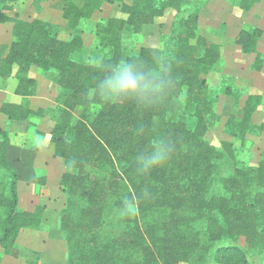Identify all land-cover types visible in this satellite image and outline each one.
Listing matches in <instances>:
<instances>
[{
    "label": "trees",
    "instance_id": "16d2710c",
    "mask_svg": "<svg viewBox=\"0 0 264 264\" xmlns=\"http://www.w3.org/2000/svg\"><path fill=\"white\" fill-rule=\"evenodd\" d=\"M0 0V25L11 24L12 40L0 61V79L14 81L19 104L3 103L0 114L16 123L51 116L53 156L63 160L60 179L67 208L62 212L61 229L67 233V264H121L120 253L138 250L140 259L122 264H249L251 253L264 250V161L249 166L237 159L239 146L258 136L261 126L253 115L261 104L258 95H249L239 121L231 115L224 132L234 142L215 148L204 140L214 121L212 96L206 76L221 56L217 43L198 36V13L185 0H72L64 3L60 18L71 33L67 41L58 38L59 25L39 18L21 20L11 3ZM45 3L50 0H36ZM261 0H239L241 11H250ZM118 4L125 19H101L93 25L97 63L74 59L84 50L81 25L91 20L104 5ZM177 13L169 32L161 41V52L140 48L125 53L122 38L126 28L142 33L162 18L166 11ZM185 13V16H182ZM257 29L240 30L235 45L242 54L255 53ZM170 62L171 85L164 100L144 106L135 101L108 103L93 91L113 65L152 60V53ZM263 58L256 54L250 68L261 71ZM57 73L58 95L51 110H32L27 98L35 95L36 81L31 69ZM97 106L93 114L91 107ZM81 109L73 123V112ZM36 134H41L39 131ZM9 131L0 128V264L1 252L16 258V239L21 230L34 229L40 215L17 212V173L7 161ZM157 139L170 144L167 163L148 174L137 172L136 157L150 151ZM238 143V146H235ZM238 147V148H237ZM221 167H230L220 182L223 193L211 194L214 177ZM76 200L84 203L74 210ZM134 206L141 216L166 212L160 227L145 225L140 231L136 216L127 212ZM123 210L124 231L105 246L97 235L109 209ZM78 212L79 216L73 215ZM244 236L247 251L230 246L227 240ZM253 249L254 251L248 252ZM26 264H39L29 260Z\"/></svg>",
    "mask_w": 264,
    "mask_h": 264
},
{
    "label": "rangeland",
    "instance_id": "374dc122",
    "mask_svg": "<svg viewBox=\"0 0 264 264\" xmlns=\"http://www.w3.org/2000/svg\"><path fill=\"white\" fill-rule=\"evenodd\" d=\"M72 1L79 6L81 5V0ZM131 1L124 0L126 4H130ZM185 1L188 3L189 10L198 13L196 34L217 43L221 48L219 60L206 76L207 87L212 96H216V98L213 106L214 121L204 135V140L218 149L224 142H234V139L224 132L227 120L233 115L239 121L247 97L258 95L261 98V104L253 115V122L261 126V132L258 136L249 137L243 146H239L237 156L239 161H243L252 167L257 166L261 161H264V0L254 6H259L256 11L251 12L258 14L255 15L256 19L240 10L239 0ZM10 6H12V11L6 13L8 16L13 17L16 15L21 20L39 18L54 25H59L58 38L62 41H67L70 38L71 33L66 29L64 21L60 18L64 9L63 2L50 0L45 3H38L36 0H17L15 3H11ZM119 9L118 4H104L90 21L82 23L80 29L83 32L84 50L78 56H73L74 59L82 58L88 64L97 63L96 58L100 57L101 54L94 50L96 37L92 32V29H94L92 27L101 19H125ZM176 16L177 13L169 9L154 24L144 27L140 34H134L130 28H126L122 38V47L125 53L134 55L143 47L156 48L163 52L161 39L168 34ZM182 16H185V13H182ZM9 25L12 26L8 23L0 26V44L3 45L2 48L9 44L10 39L12 40ZM252 29H257L260 32L256 38L255 53L242 54L234 43L235 38L240 30L250 31ZM256 54H260L263 58L261 72L250 68V65L255 61ZM30 76L37 80L40 97L46 99V101L43 99L37 100L34 106L37 107L35 110L48 111L54 108L56 106L55 99L58 95L57 73L54 71L42 72L32 68ZM97 111V106L90 109L93 114ZM80 113L81 109H76L73 112V123L78 120ZM2 118L0 124L10 134L9 146L11 147L8 154L9 161H11L10 165L18 175L16 210L19 213H38L40 224L34 229L21 230L16 239L17 257L11 258L1 252V263L26 264L29 260H35L39 264H67L69 259L68 236L61 229L60 224L62 212L67 208L66 194L60 185L61 176L65 172L63 160L53 156V145L50 141H47L42 133H35L39 126V120L42 118H33L30 122L23 121L20 123L4 120L3 116ZM43 118L46 121L42 122V128L51 132L55 121L49 115ZM235 146H238V143H235ZM20 149L23 150V153L19 154L17 151L16 154V150ZM15 158H20L24 163L15 164L13 162ZM22 166L30 167V172L24 175L23 170L20 169ZM229 172L230 167L220 168L214 177L211 194L224 195L220 182L229 175ZM2 176L3 171H0V178ZM26 176H35V178H31L29 183H26L24 179ZM36 179L37 183L35 184ZM83 207L84 203L76 200L74 210L79 211ZM127 212L136 216L140 231L145 225L160 227L167 216L166 212L147 217L141 216L136 212L134 206H128ZM125 214V211L115 210L114 208L106 212L102 224L97 230V235L105 246L109 247V244L118 239L124 231H130V227L128 228L124 223L123 217ZM78 216V212L73 215L74 218ZM226 243L243 251L248 249L244 236L237 237L235 240H227ZM252 251L254 250H248L249 253ZM119 256L121 264L125 258L132 263H138L140 259L138 250L120 253ZM248 261L249 264H264V250L251 253Z\"/></svg>",
    "mask_w": 264,
    "mask_h": 264
},
{
    "label": "clouds",
    "instance_id": "9594fccd",
    "mask_svg": "<svg viewBox=\"0 0 264 264\" xmlns=\"http://www.w3.org/2000/svg\"><path fill=\"white\" fill-rule=\"evenodd\" d=\"M169 60L157 52L152 53L149 63L121 61L105 73L98 90L93 91L102 101L123 103L135 101L139 105L151 106L164 100L171 85ZM172 148L163 139H157L150 151L136 157L137 172L148 174L164 166L170 158Z\"/></svg>",
    "mask_w": 264,
    "mask_h": 264
},
{
    "label": "crops",
    "instance_id": "0c3cea01",
    "mask_svg": "<svg viewBox=\"0 0 264 264\" xmlns=\"http://www.w3.org/2000/svg\"><path fill=\"white\" fill-rule=\"evenodd\" d=\"M258 7L259 6H256V7H254L253 8V10H251L250 12H248V13H244V14H247V15H251L252 17H253V19H256V16L255 15H258V14H255V13H251L252 11L254 12V11H256V9H258ZM260 15V14H259ZM0 26H2V25H0ZM9 27L11 28V26L9 25ZM9 28V29H10ZM11 36V35H10ZM12 38V37H11ZM10 42H11V39H10V41H9V44H10ZM9 44L4 48H2V44H0V61L4 58V56L6 55V53H7V51H8V48H9ZM262 70V69H261ZM261 72V71H260ZM34 79V78H33ZM35 81H36V91H35V95L34 96H32V97H29V98H27V101H28V103L30 104V107H31V109L32 110H35V109H37V107H34L35 106V103L37 102V100H39V99H43L44 101H46V99H44V97L43 98H41L40 97V92L38 91V84H37V80L36 79H34ZM14 87H15V83H14V81H4V80H2V79H0V106H1V104H3V103H15V104H19V103H21L22 101H23V98L22 97H19V96H16L15 94H14ZM33 104V105H32ZM2 114H0V120H3V118H2ZM5 119L4 120H8L5 116H3ZM43 121H46L45 120V118H42V119H40L39 120V126H38V129H37V131H39L40 133H42L45 137H46V139H47V141H50V131H46V130H44L43 128H42V122ZM0 128H2L3 129V126L0 124ZM10 147L11 146H9L8 148H7V151H6V154H7V161H8V163H9V165H10V163H11V161H9V157H8V154H9V150H10ZM39 148V146L37 147V149ZM17 151H18V153L19 154H21V153H23V150L22 149H20V150H16V154H17ZM19 157V156H18ZM15 164H17V165H20V163H24V161L23 160H21L20 158L18 159V158H15L14 159V161H13ZM11 166V165H10ZM46 166V165H45ZM20 169H22L23 170V172H24V175L25 174H27V173H29L30 172V167L28 168H26L25 166H22V168H20ZM24 169H26V171H24ZM29 170V171H28ZM44 175V174H43ZM41 176H42V174H41ZM40 176V177H41ZM17 177H18V175H17ZM35 178V176H26L24 179H25V182L26 183H29V181H30V179L31 178ZM40 177H38V178H40ZM31 182H32V180H31ZM35 184L37 183V179L35 180V182H34ZM33 197H34V195H32ZM31 196V197H32Z\"/></svg>",
    "mask_w": 264,
    "mask_h": 264
}]
</instances>
